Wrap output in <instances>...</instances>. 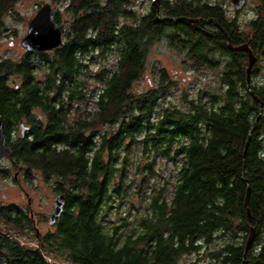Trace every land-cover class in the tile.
Listing matches in <instances>:
<instances>
[{"label":"trees","instance_id":"obj_1","mask_svg":"<svg viewBox=\"0 0 264 264\" xmlns=\"http://www.w3.org/2000/svg\"><path fill=\"white\" fill-rule=\"evenodd\" d=\"M154 1L136 16L128 0H69L72 27L61 47L0 58V117L11 150L0 160L23 177L39 173L64 197L45 234L33 231L23 208L0 206L5 231H33L37 245L0 232V264L60 257L68 264H180L188 255L198 256L194 264H264V75L257 65L264 0H256L246 30L227 18L224 0ZM15 2L0 0V24ZM52 18L61 24L58 14ZM224 32L255 57L249 83L248 54L229 48ZM161 36L185 52L191 68L216 69L217 89L167 103L175 80L160 69L150 88L135 92ZM95 54L112 55L111 65L91 69L83 58ZM89 96L92 112L81 109ZM160 161L171 162L169 172Z\"/></svg>","mask_w":264,"mask_h":264},{"label":"rangeland","instance_id":"obj_2","mask_svg":"<svg viewBox=\"0 0 264 264\" xmlns=\"http://www.w3.org/2000/svg\"><path fill=\"white\" fill-rule=\"evenodd\" d=\"M127 10L135 12L136 16H142L147 13L149 0H128ZM212 2L215 0H205ZM69 0H16L13 6V14L11 11L1 15L0 26L3 27L0 33V58H10L12 60H20L25 54H28L20 45V40L26 35L29 20L34 16L37 9L44 3H49L52 8V14H58L60 25H63L68 32L72 27L71 15L65 12V7L69 4ZM223 9L226 11L227 18L237 20L240 29L246 30L247 22L254 17L256 0H245L242 8L237 12L230 0H224ZM239 13V14H238ZM130 22V20H129ZM166 36V35H165ZM161 36L155 41L150 49L146 59L144 77L136 82L133 86L135 92L145 91L151 87L155 77L160 69H164L171 80H175L170 87V93L166 98L167 103L179 104L183 93L193 94L197 89H217L219 85L218 72L216 69H199L195 70L185 61V52L177 50L169 44V40ZM64 41L68 40L67 34L63 37ZM51 51L45 52L50 54ZM42 53V54H45ZM41 55V54H30ZM113 56L99 58L98 55L84 57L83 61L94 68V63L109 67L113 61ZM37 56L33 58V62L38 70L36 77L41 79L43 71L41 65L36 61ZM257 65L260 74L264 75V56H261ZM89 78V77H88ZM90 82V79H88ZM93 83V82H91ZM96 85L92 84L91 88ZM164 102L162 105H166ZM87 112L94 109V97H88L85 104L81 106ZM101 129V126H96ZM261 144L264 147V133L261 138ZM160 167L167 172L172 168L171 162L164 163L160 161ZM5 170V172H4ZM8 170V173L6 172ZM0 206H16L23 208L27 214L31 213L33 220V231L35 229L40 234H45L51 227L48 224V217L52 213L53 201L55 195L51 192V187L41 179L39 173L35 172L33 176L23 177L18 171L11 168L9 159L0 160ZM30 212V213H29ZM9 233L6 225L0 220V232L5 233L7 237L19 240L21 245L34 246V232L30 234L28 230L23 228L9 227ZM15 231V232H13ZM261 241L264 243V232ZM197 255H188L180 260V264H194L197 262ZM50 264H68L64 257L58 260L46 259ZM204 261V260H203Z\"/></svg>","mask_w":264,"mask_h":264},{"label":"water","instance_id":"obj_3","mask_svg":"<svg viewBox=\"0 0 264 264\" xmlns=\"http://www.w3.org/2000/svg\"><path fill=\"white\" fill-rule=\"evenodd\" d=\"M232 5L236 11L240 10L245 3V0H231ZM216 25V24H215ZM218 26V25H216ZM218 28H220L218 26ZM220 30H222L220 28ZM65 34V27L63 25L57 24L52 18V8L49 3H44L41 5L34 16L29 20L27 25L26 35L20 40V45L28 54H42L48 51L55 50L64 44L63 36ZM224 36L228 40L229 48L234 51H242L248 54V68H247V83H249V72L251 67L255 62V57H253L250 49L247 45H241L238 47H233L228 36L224 32ZM24 129L21 128V132ZM246 152V146L244 149L243 156ZM11 156V150L5 145V139L2 132V124L0 117V159ZM249 200V188L246 190L245 195V208L247 213V222L250 221V213L248 209ZM64 206V197L59 194L54 198L53 210L48 217V224L53 225L55 220L60 216ZM254 230L251 228L249 236L245 244V252L247 251L249 245L253 241Z\"/></svg>","mask_w":264,"mask_h":264},{"label":"flooded vegetation","instance_id":"obj_4","mask_svg":"<svg viewBox=\"0 0 264 264\" xmlns=\"http://www.w3.org/2000/svg\"><path fill=\"white\" fill-rule=\"evenodd\" d=\"M154 4L157 5V0L154 1ZM53 194L55 195V197H56L57 195H59V193H53ZM52 210H53V209H52ZM29 213H30V212H29ZM29 218H30V219L32 218L31 213H30ZM31 221H32V225H33V220L31 219ZM35 231L37 232L36 229H35Z\"/></svg>","mask_w":264,"mask_h":264}]
</instances>
